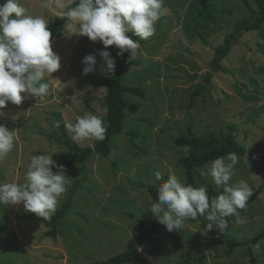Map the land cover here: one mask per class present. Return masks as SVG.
Instances as JSON below:
<instances>
[{
  "label": "rangeland",
  "instance_id": "obj_1",
  "mask_svg": "<svg viewBox=\"0 0 264 264\" xmlns=\"http://www.w3.org/2000/svg\"><path fill=\"white\" fill-rule=\"evenodd\" d=\"M245 1L164 0L168 14L156 21L153 36L140 40L137 54H128L122 77L124 86L139 87L145 96L124 94L125 101L138 105L137 112L124 110L123 131L112 136L109 156L93 154L84 162V172L77 164L65 163L72 151L60 141L55 114L60 115L68 140L81 148L92 147L94 140L74 141L66 125L89 113L104 121L106 85L100 76L111 73L102 70V43L82 35L69 37L65 29L51 41L61 59L60 68L41 81L49 84V94L29 97L19 106L9 102L7 115L0 118V124L17 136L13 150L0 162V183L24 184L31 156L56 152L52 159L65 166L67 176V191L57 208L69 195L70 205L54 223V235H48L52 226L39 222L22 204L0 205V264H98L131 248L138 249L146 264H249L245 245L228 252L224 243L246 240L264 229V171L253 172L243 156L238 155L231 183L243 179L252 193L258 188L260 192L239 210L241 222L227 217L224 232L214 227L202 235L207 221L198 214L172 232L162 225L151 239L140 241L138 231L140 219H155L149 212L155 200L147 187L158 186L169 174L186 184L179 161L187 147L175 144L178 136L230 133L238 144L264 153V42L257 30H236L256 11L253 0ZM19 4L27 14L49 21L59 11L56 0ZM233 33L221 68L212 70L215 48ZM126 35L139 40L132 33ZM112 48L108 46V51L114 57ZM87 54L96 56V64L83 74ZM207 73L209 82L204 80ZM199 84L203 88L189 107L190 93ZM210 162L192 174L195 187L205 186L214 199L222 189L200 175ZM155 171L162 173L161 181L155 180ZM258 243L261 251L253 248L251 254L254 264H264V237Z\"/></svg>",
  "mask_w": 264,
  "mask_h": 264
},
{
  "label": "clouds",
  "instance_id": "obj_2",
  "mask_svg": "<svg viewBox=\"0 0 264 264\" xmlns=\"http://www.w3.org/2000/svg\"><path fill=\"white\" fill-rule=\"evenodd\" d=\"M163 4L164 0H56L58 16L65 18L64 29L69 37L82 35L102 43L104 48L99 55L105 66L102 70L107 73H113L116 67L108 46L118 49L117 56L125 51L135 56L140 40L153 36L156 21L168 14ZM48 24L44 16L27 14L19 0L0 3V118L7 115L4 109L9 102L19 106L29 97L49 94V84L41 81L60 68L61 58L51 47ZM82 63L86 65L83 74H88L94 70L96 56L87 54ZM66 128L77 142L103 141L107 130L103 118L91 113L77 117ZM16 140V132L0 124V162L13 150ZM53 153L31 156L24 184L0 183V205L22 204L26 211L50 219L59 198L67 191L65 166L52 159ZM238 163V155L230 152L200 170L201 176L210 177L222 189L214 199L209 198L205 186L185 185L176 175L169 174L158 185L157 198L150 204L149 212L169 232L183 228L185 220L195 219L198 214L207 221L202 235L214 227L224 232L227 217L235 216L241 222L239 210L247 207L252 195L245 180L231 183ZM154 177L161 181L162 173L155 171ZM253 247L257 253L261 251L260 243Z\"/></svg>",
  "mask_w": 264,
  "mask_h": 264
},
{
  "label": "trees",
  "instance_id": "obj_3",
  "mask_svg": "<svg viewBox=\"0 0 264 264\" xmlns=\"http://www.w3.org/2000/svg\"><path fill=\"white\" fill-rule=\"evenodd\" d=\"M2 2L3 0H0V3ZM244 2L246 1L244 0ZM253 2L256 6V11L249 17L240 21L236 25V30H257L261 40L264 42V0H253ZM199 14L201 13L199 12ZM208 18L212 19V16L208 14ZM65 22V18H60L58 15L54 16V18L49 21L48 28L52 34L51 41L62 35ZM235 34L236 33H233L226 37L225 43L222 47L215 48V54L211 61L212 70L217 71L221 68L220 61L229 52L231 45L230 40L235 37ZM112 49L116 62L115 71L109 75L100 76L101 80L106 85V93L103 97V105L105 107L104 124L107 129L105 139L103 141H95L92 147L81 148L77 144L68 140L61 117L59 114H55L57 126L62 132L60 141L72 151L71 157L68 158L65 163L68 165H79L81 172H84V162L93 154L105 158L109 156L110 140L112 136L123 131L124 110L127 109L130 113L137 112L138 105L125 101L123 98L124 94L131 93L140 98H144L145 96V93L141 88L127 87L122 84L123 72L127 63V56L130 52L125 51L122 55L117 56L116 53L118 49H116L115 46H113ZM209 76L210 74L207 73V76L204 79L206 82H209ZM202 88L203 86L199 84L193 92L190 93L191 101L189 107L192 105V100L199 96ZM174 142L176 145L187 147V153L179 161L186 174L185 185H192L195 187L192 174L193 169L202 166L217 157L226 156L230 152H235L237 155L243 156L250 164L253 172L258 173L264 171V153H259L246 144H238L230 133H220L217 136H195L190 133L188 136H178L175 138ZM157 187L158 186L147 187L148 194L154 200L157 198ZM259 192L260 188L252 193L247 204L253 201ZM70 198L71 195H69L68 200L60 208L56 209L55 214L52 215L50 219H43L37 215L36 219L39 222H42L45 226L53 227L54 223L62 218L65 210L69 207ZM161 227L162 225L156 219L149 222L140 219L138 226L140 241L151 239V236L156 234ZM54 234L55 227L48 232V235ZM263 237L264 229L246 240L236 241L233 239H226L224 240V243L226 244L228 252H231L232 249L237 246L245 245L250 256L249 264H254V258L252 257L251 251L254 248L253 246ZM98 264H146V260L140 255L137 248H131L113 255L104 261L98 262Z\"/></svg>",
  "mask_w": 264,
  "mask_h": 264
}]
</instances>
